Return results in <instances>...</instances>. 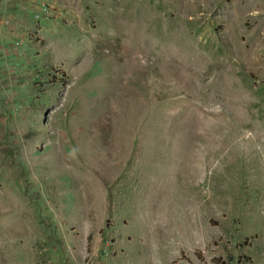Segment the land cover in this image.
Masks as SVG:
<instances>
[{"label":"rangeland","instance_id":"obj_1","mask_svg":"<svg viewBox=\"0 0 264 264\" xmlns=\"http://www.w3.org/2000/svg\"><path fill=\"white\" fill-rule=\"evenodd\" d=\"M90 190L87 248L264 264V0H0V264H80Z\"/></svg>","mask_w":264,"mask_h":264},{"label":"crops","instance_id":"obj_2","mask_svg":"<svg viewBox=\"0 0 264 264\" xmlns=\"http://www.w3.org/2000/svg\"><path fill=\"white\" fill-rule=\"evenodd\" d=\"M89 192H87L85 200L80 197L79 202L76 204L70 201L69 197H67L68 200L64 201V204L67 201V204H65L66 206L72 207V213L76 214V216H69V218H67V222L68 224L75 225L77 227V233L63 235L62 240H65L66 244L72 245V247H74L75 249L74 251H77L81 256L87 248L86 245L88 236L94 233H96L97 235V231L108 215V211L105 205L103 207L101 205H97V207L91 206V201H93V199L98 198L97 200H99L102 198V196L100 195V191L95 192L93 190H90ZM127 226L128 225L124 223L123 227L120 230V233L124 232V229L128 228ZM126 234L127 235H125L126 239L124 242V246L128 251L133 247H131L130 240H127L128 232ZM146 234L147 233H142V236L144 237ZM137 241L141 242L139 235H137Z\"/></svg>","mask_w":264,"mask_h":264},{"label":"built area","instance_id":"obj_3","mask_svg":"<svg viewBox=\"0 0 264 264\" xmlns=\"http://www.w3.org/2000/svg\"><path fill=\"white\" fill-rule=\"evenodd\" d=\"M98 236L96 244L85 250L80 264H128L119 258L123 251L119 239L109 235Z\"/></svg>","mask_w":264,"mask_h":264},{"label":"bare ground","instance_id":"obj_4","mask_svg":"<svg viewBox=\"0 0 264 264\" xmlns=\"http://www.w3.org/2000/svg\"><path fill=\"white\" fill-rule=\"evenodd\" d=\"M244 139V138H243ZM246 140V139H245ZM243 142V141H242ZM245 144V143H244ZM238 148V147H237Z\"/></svg>","mask_w":264,"mask_h":264}]
</instances>
